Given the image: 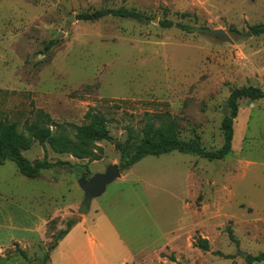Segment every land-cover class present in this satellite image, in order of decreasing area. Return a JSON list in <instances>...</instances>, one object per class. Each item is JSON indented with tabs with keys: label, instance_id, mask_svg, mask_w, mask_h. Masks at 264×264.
<instances>
[{
	"label": "rangeland",
	"instance_id": "1",
	"mask_svg": "<svg viewBox=\"0 0 264 264\" xmlns=\"http://www.w3.org/2000/svg\"><path fill=\"white\" fill-rule=\"evenodd\" d=\"M103 9L144 19H77ZM253 26H264V0H0V122L26 136L41 111L52 132L63 126L72 137L68 125H87L86 114H96L110 137L95 144L97 161L34 142L22 153L29 163L68 165L37 179L12 162L0 166V264H34L68 220L84 216L47 264H248L264 254V98L237 102L223 160L145 157L120 171L88 210L78 186L81 174L118 165L116 146L129 130L141 136L148 120L158 126L169 116L181 141L220 149L230 94L264 88V35H251ZM200 29L223 30L230 42ZM199 239L207 251L195 247Z\"/></svg>",
	"mask_w": 264,
	"mask_h": 264
},
{
	"label": "trees",
	"instance_id": "2",
	"mask_svg": "<svg viewBox=\"0 0 264 264\" xmlns=\"http://www.w3.org/2000/svg\"><path fill=\"white\" fill-rule=\"evenodd\" d=\"M105 17H113L120 19H128L142 21L144 17L134 11L126 9H103L93 13H84L77 16V19L84 22H95ZM190 17L189 14H182L181 18ZM159 25L164 29L175 28L177 30L192 33V30L181 24H174L170 21H162ZM251 35H264V26H253L249 29ZM264 98V88H245L233 91L227 101L229 115L224 117L221 123L222 130V146L220 149L207 153L201 147L199 141H181L177 137L176 126L169 116L164 119L159 118V125L154 126L149 120L146 121L141 136L134 137L129 130L126 141L118 144L116 147L119 151V171H124L140 162L145 157L158 158L168 153L193 154L207 162L223 160L231 152V144L233 140V120L237 117V102L241 99L249 101H259ZM87 125L75 127L68 125L67 127L74 130L72 137L64 129L63 126L58 127L52 132L50 127L51 121L43 112L36 114V122H33L26 130L27 135L19 133L15 124L0 122V166L7 161L12 162L18 173L28 179H37L41 172L52 169L53 167H68L65 163L50 164L47 161H36L29 163L23 158L22 153L28 151L34 142L44 146L48 144L51 150L56 154H67L79 160L97 161L98 156L95 154V144L102 141H109L110 137L106 129L105 122L102 117L96 114H86ZM73 128V129H72ZM79 169L86 170L85 166H78ZM70 168V167H69ZM71 169V168H70ZM79 220L72 218L65 224V229L57 232L53 243L47 249L41 259H37L34 264H47L49 254L57 248L60 241L64 239L77 224ZM228 239L237 245L230 230H227ZM19 255L26 260V255L14 244ZM195 247L202 251L208 250L206 240H197ZM173 261V257H170ZM248 264L264 263V254L256 257H248Z\"/></svg>",
	"mask_w": 264,
	"mask_h": 264
},
{
	"label": "water",
	"instance_id": "3",
	"mask_svg": "<svg viewBox=\"0 0 264 264\" xmlns=\"http://www.w3.org/2000/svg\"><path fill=\"white\" fill-rule=\"evenodd\" d=\"M72 20V16H70L68 24ZM151 22L157 24V20L155 19L151 20ZM199 33L216 39H225L227 42H230L227 34L223 30L200 29ZM86 176H89V174ZM120 176L121 174L117 165L108 166L103 174L94 175L88 180L82 176V178L78 180V186L84 195L81 207L88 210L91 201L100 197L105 192L107 186L119 179ZM245 256L246 255H243L242 257L244 258Z\"/></svg>",
	"mask_w": 264,
	"mask_h": 264
},
{
	"label": "crops",
	"instance_id": "4",
	"mask_svg": "<svg viewBox=\"0 0 264 264\" xmlns=\"http://www.w3.org/2000/svg\"><path fill=\"white\" fill-rule=\"evenodd\" d=\"M103 218H105V225H107V218H106V216L103 217ZM84 220H85V216L83 217L82 220H79V221H84ZM73 229H74V228H73ZM94 229H96V227H95ZM72 231H73V230H72ZM72 231H71V232H72ZM68 236H69V235H68ZM94 240H95V238H94V236H92L90 243L93 244ZM15 244H16V243H15ZM58 246H59V245H58Z\"/></svg>",
	"mask_w": 264,
	"mask_h": 264
},
{
	"label": "flooded vegetation",
	"instance_id": "5",
	"mask_svg": "<svg viewBox=\"0 0 264 264\" xmlns=\"http://www.w3.org/2000/svg\"><path fill=\"white\" fill-rule=\"evenodd\" d=\"M87 174H81V178H82V176H84L87 180L89 179V177L88 176H86Z\"/></svg>",
	"mask_w": 264,
	"mask_h": 264
}]
</instances>
